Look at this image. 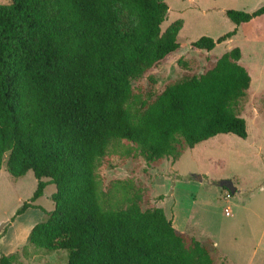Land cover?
Masks as SVG:
<instances>
[{"label":"trees","instance_id":"trees-1","mask_svg":"<svg viewBox=\"0 0 264 264\" xmlns=\"http://www.w3.org/2000/svg\"><path fill=\"white\" fill-rule=\"evenodd\" d=\"M117 6L129 17L126 30ZM168 14L165 0L0 4V170L6 159L12 177L32 171L38 181L16 216L56 186L54 210L28 236L33 249L67 251L66 264H217L163 208L143 210L141 196L112 205L97 174L121 141L152 168L219 135L248 137L240 107L252 78L239 47L150 104L134 94L133 81L181 47V22L162 31ZM226 15L238 27L264 15V6ZM236 34L205 36L191 47L210 52ZM0 264H20L18 255L2 254Z\"/></svg>","mask_w":264,"mask_h":264},{"label":"rangeland","instance_id":"rangeland-1","mask_svg":"<svg viewBox=\"0 0 264 264\" xmlns=\"http://www.w3.org/2000/svg\"><path fill=\"white\" fill-rule=\"evenodd\" d=\"M165 1L169 14L162 31L181 22V47L133 81L134 94L150 104L167 86L206 73L222 55L239 47L240 63L252 78L240 107L248 137L219 135L186 149L175 162L166 159L152 168L131 143L121 141L98 163L101 188L112 205L126 207L128 199L141 196L143 210L163 208L175 229L205 245L217 264H264V15L238 27L226 15L229 10L253 13L264 0ZM117 13L126 30L128 15L118 6ZM235 29L231 40L210 52L191 47L202 37L218 40ZM6 161L0 170V256L17 254L20 264H66L67 251L46 253L28 245L30 228L54 210L56 186L47 185L34 203L37 208L16 216L33 197L38 181L32 171L12 177ZM226 181L233 183L235 194L222 186Z\"/></svg>","mask_w":264,"mask_h":264},{"label":"water","instance_id":"water-1","mask_svg":"<svg viewBox=\"0 0 264 264\" xmlns=\"http://www.w3.org/2000/svg\"><path fill=\"white\" fill-rule=\"evenodd\" d=\"M222 186L224 188H226L227 190H229L230 193L235 194L237 189L235 188V186L233 185V183L231 181H226L222 183Z\"/></svg>","mask_w":264,"mask_h":264},{"label":"crops","instance_id":"crops-1","mask_svg":"<svg viewBox=\"0 0 264 264\" xmlns=\"http://www.w3.org/2000/svg\"><path fill=\"white\" fill-rule=\"evenodd\" d=\"M226 215H227V214H226ZM230 215H231V213H229V215H227V216H230ZM32 228H33V227H32ZM32 228H30V230H29L30 232H31Z\"/></svg>","mask_w":264,"mask_h":264},{"label":"built area","instance_id":"built-area-1","mask_svg":"<svg viewBox=\"0 0 264 264\" xmlns=\"http://www.w3.org/2000/svg\"><path fill=\"white\" fill-rule=\"evenodd\" d=\"M229 213H230V212L227 210V211H226V214L229 215Z\"/></svg>","mask_w":264,"mask_h":264}]
</instances>
